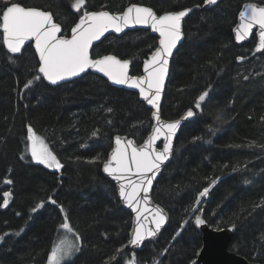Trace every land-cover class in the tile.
<instances>
[{"label": "trees", "instance_id": "obj_1", "mask_svg": "<svg viewBox=\"0 0 264 264\" xmlns=\"http://www.w3.org/2000/svg\"><path fill=\"white\" fill-rule=\"evenodd\" d=\"M73 1L13 0L49 11L65 36L84 11L121 12L135 3L161 14L198 6L184 21L161 116L171 120L194 109L205 90L211 101L204 115L180 128L171 161L152 190L169 216L166 228L158 240L132 250L127 247L130 214L103 177L101 164L114 135L142 141L150 130V109L137 94L92 73L48 84L31 44L9 53L0 28V264H45L65 215L80 241L63 264H128L133 256L135 264H198L201 233L193 212L204 188L209 191L199 216L213 228L232 229L230 251L264 264V51L254 53V35L241 46L232 39L241 5L264 0H221L212 7H203L204 0H85L79 12L71 9ZM5 7L0 0V13ZM156 44V36L138 29L106 36L91 56L129 60L130 74L138 75ZM29 80L33 84L26 88ZM218 109L227 118L219 125L213 120ZM28 126L60 160V170L31 160ZM5 193L10 195L4 208Z\"/></svg>", "mask_w": 264, "mask_h": 264}, {"label": "snow or ice", "instance_id": "obj_2", "mask_svg": "<svg viewBox=\"0 0 264 264\" xmlns=\"http://www.w3.org/2000/svg\"><path fill=\"white\" fill-rule=\"evenodd\" d=\"M204 2L216 4L217 0H204ZM5 3L6 7L0 13L3 44L9 53L17 54L21 52L26 41L34 40L36 52L39 54L38 71L44 80L52 85H57L60 81L68 80L93 69L116 85H126L128 88L138 89L143 100L151 105L152 109H155L152 115L156 126L148 140L137 148L132 141L129 140L122 144L121 138L116 137V149L112 153L111 159L103 167L105 173L120 182V197L129 208L137 213V227L129 243L133 246L142 244L145 239L155 236L159 232L166 219L163 210L157 207L149 221L154 227H145L141 217L147 209L141 210L140 205L142 201H147L148 192L152 188L156 174L161 165L169 159L173 151V139L181 125L180 120L174 122L161 120L160 99L169 71V58L173 55V49L176 48L177 43L183 38L181 21L190 10L159 16L152 8L137 5L128 7L121 15H111L108 11L103 10L99 12L84 11L79 22L71 29V38L65 39L58 37L57 34L61 32V27L58 23L53 22V16L49 12L25 8L13 0H5ZM84 5L85 0H75L72 7L79 12ZM240 17L242 23L236 29V41L240 42L245 39L251 33L252 28L258 25L259 43L255 51H264V6L246 5V10L240 13ZM137 25L150 27L160 37L159 47L152 54L150 60L144 64V76H130L129 61L127 60L122 61L113 55H104L98 58L90 56L93 42L99 41L105 33L110 30L119 33L127 27ZM237 59L242 60L243 57ZM40 79V76L34 77V80ZM32 84L33 80H29L25 87H30ZM210 101L209 91H203L195 102V110L189 108L184 119L192 118L194 115H204V105ZM208 128L209 131L213 130L210 125ZM96 134L93 133L94 136ZM161 139H163L162 150H157V141ZM27 140L30 142L32 160L48 168L54 167L56 170L63 167L45 141L37 136L32 126L27 128ZM5 183H12V181L6 180ZM208 191V188H204L200 196L207 195ZM141 192L144 194L143 197L140 195ZM4 195L3 206L7 207L9 203L7 197L10 193ZM51 203L56 204L57 201L51 199ZM61 211H64L62 206ZM204 223L205 220L201 216L195 217L196 226ZM60 228L63 232L53 245L48 257V264H63L65 259L79 250L80 236L71 226L67 215L64 216ZM118 251H123V248ZM128 264H135L134 256L128 261Z\"/></svg>", "mask_w": 264, "mask_h": 264}, {"label": "water", "instance_id": "obj_3", "mask_svg": "<svg viewBox=\"0 0 264 264\" xmlns=\"http://www.w3.org/2000/svg\"><path fill=\"white\" fill-rule=\"evenodd\" d=\"M220 1L221 0H217V3H219ZM216 4H206L204 2L203 7H212V6L216 5ZM249 4H256L258 6H264V3H257V2H254V1L244 2L241 5V7H240V9H239V11L237 13L235 25L232 28V39H233V42H234L235 45L241 46V45L249 42L250 39L252 38V36L254 35V37H255L254 53H262L263 51L262 52H256L255 51V48L258 46V43H259V26L258 25L254 26L252 28V30H251V33L245 39H243L242 41L237 42L236 39H235L236 29L242 23L241 17H240V13L242 11H245L246 10V5H249ZM132 5H137V6H140V7H148V6H145V5L132 3V4H129V5L125 6L124 9L121 12H110V11H108L106 9L96 10L95 12H99V11L103 10V11H108L111 15H121V14H123L124 11L127 10L128 7H130ZM20 6H22V5H20ZM23 7H25V6H23ZM25 8H33V9H36V10L45 11V10L37 8V7H25ZM196 9H199V7L198 6L186 7V8L179 9V10L167 11V12H164V13H161V14H157L154 10L153 11L157 14V16H159V15H163V14L171 13V12H177V11H182V10H190L188 12V15H189L192 11H194ZM45 12H49V11H45ZM188 15H186L183 18V20L181 21L182 33H183V24H184L185 19L188 17ZM53 22L57 23L54 20V17H53ZM78 22H79V19L70 27L69 32H68V34L66 36L62 35V30H61V32L57 34L58 37L65 38V39H70L71 38V34H72L71 33V29ZM138 29L139 30H148L154 36L157 37V44H156L155 49L149 55H147V57L142 61L141 73L140 74H138V75L130 74V65H131V63H130L129 60H127V61H129V75L133 76V77H142V76L145 75V73H144V64H145V62L150 60L152 54L159 47V40H160L159 34L156 33V32H153L150 27H144V26H140V25L130 26V27L125 28L122 32H119V33L110 30L109 32L105 33L104 36L101 37V39L99 41H94L93 42V47L97 43H99L102 39H104L106 36L113 35V36L119 37V36L125 34L128 31H133V30H138ZM183 39H184V34H183V38L177 43L176 48L173 49V55L169 58V71H170L171 60H172L175 52L178 50L179 46L182 44ZM27 44H31V46H32V48L34 50V53H35V55H36V57L38 59V62H39V54L36 52L34 40L33 41H26L24 46L27 45ZM92 48L90 49V56H91ZM106 55H111V54H106ZM102 56H104V55H102ZM102 56H99V57H102ZM95 58H98V57H95ZM116 58L120 59L118 57H116ZM120 60L123 61L125 59H120ZM169 71H168V75L165 78L164 88H163V91L161 93L160 109H161L163 96H164V93H165V87H166L167 79H168V76H169ZM86 73H92V74L98 75V76L102 77L103 79H105L111 86H114L116 88L123 89V90H126V91L133 92V93L137 94L139 101L143 102L151 111L150 112V120H151L150 130H149L148 134L142 139V141L140 143H137L135 141V139H133L131 137H128L126 135H114L113 138H112L111 148L107 152L106 158L101 164V173H102L103 177L106 178L110 183H112L114 185L115 191H116V195H117V199H118L122 209L127 211L130 214V228H129V231H128L127 247L132 249V250H140L145 244L158 240L161 232L166 228V226H167V224L169 222V216H168L167 212L159 204H157L153 200V198H152V190H153V188L155 186V183H156L157 179L159 178L161 172L167 166V164L171 161V158H172V155H173V151H172L171 155L169 156V159L166 160L161 165V168H160L159 172L156 174V177L153 180L152 188L148 192L147 201L146 202L142 201V203L140 205L141 210L147 209L146 211H144V214L141 217V220H143L144 223H145V227H149V228L154 227V225L149 223V221H151L152 215H153V213H154V211H155V209L157 207H159L160 209L163 210V213H164V215L166 217L165 222L162 225V227L160 228L159 232H157L155 236H152V237H149V238L145 239L142 242V244H140L138 246H133V245H131L129 243V241L131 240V238L133 236V233H134V231H135V229L137 227V221H136L137 213L134 212L131 208H129L127 206V203L120 197V195H119V183L120 182H117L116 180L112 179V177H110L107 173H105L103 171V167H104V164L107 163L111 159V155L116 149V144H115L116 137L119 136L121 138L122 144L126 143L129 140L132 141L133 144L137 148L141 147L148 140V138L151 136V134L153 132L154 127L156 126V121H155V119H154V117L152 115V113L155 111V109H152L151 105L147 104V102L143 100V98L139 94V90L138 89H131V88H128L126 85H116V84L112 83L111 81H109L107 79V77H104L103 74L97 73L93 69H89ZM86 73H81L79 76L72 77V78H70L68 80H65V81H60V82H58V84L70 82L72 80L80 78L81 76L85 75ZM46 82L48 84H50L47 80H46ZM50 85H52V84H50ZM160 115H161V111H160ZM185 115H186V111L181 116H179L178 118L171 119V120L163 119L162 116H161V120L164 121V122H174L176 120H180L181 121V125L177 129L176 135H175V137L173 139V148H174L175 139H176V137H177V135L179 133V130L182 127V125L187 123V122H189V121H192L195 118V115H194V117H192V118L184 119ZM162 147H163V139H161L160 141H157V144H156L157 150H162ZM130 151L131 150L129 149V152ZM133 179H135V177H133ZM140 195H141V197H143V195H144L143 192H141ZM198 228H199V231L201 233V247H200L199 252H198V254L196 256V260H195L196 263H198V264H259L257 262L248 261L244 257H242V256L234 253L233 251L229 250V243H230L232 235H233L232 229H230V228L216 229V228H213V227L209 226L207 223H204L203 225L198 226Z\"/></svg>", "mask_w": 264, "mask_h": 264}, {"label": "rangeland", "instance_id": "obj_4", "mask_svg": "<svg viewBox=\"0 0 264 264\" xmlns=\"http://www.w3.org/2000/svg\"><path fill=\"white\" fill-rule=\"evenodd\" d=\"M74 2H75V0L71 3V9L73 10V11H76L73 7H72V5L74 4ZM27 153H28V155H29V157L31 158V155H30V142L28 141V146H27ZM31 160H32V158H31ZM33 162H35L34 160H32ZM36 163V162H35ZM40 165H42V166H44V167H46L45 165H43V164H40ZM46 168H48V167H46ZM48 169H50V170H56L54 167L53 168H48ZM206 196V195H205ZM205 196H200L199 197V203H196V207H195V211L193 212L194 213V221H195V217L197 216V215H199V213H198V207L201 205V203H202V201L204 200V198H205ZM62 232H63V230L60 228V230H59V232H58V235H57V237H56V240H55V242H57L58 241V238L61 236V234H62ZM54 242V243H55ZM78 244H79V242H78ZM54 245V244H53ZM52 248H53V246H52ZM52 250V249H51ZM51 253V252H50ZM50 255V254H49ZM49 257V256H48ZM70 258V257H69ZM68 259V258H67ZM67 259H65L64 261H66ZM63 261V262H64ZM45 264H48V258H47V260H46V262H45Z\"/></svg>", "mask_w": 264, "mask_h": 264}, {"label": "clouds", "instance_id": "obj_5", "mask_svg": "<svg viewBox=\"0 0 264 264\" xmlns=\"http://www.w3.org/2000/svg\"><path fill=\"white\" fill-rule=\"evenodd\" d=\"M226 116L224 115L223 111H216V113L213 116L214 123L219 125L226 122Z\"/></svg>", "mask_w": 264, "mask_h": 264}]
</instances>
